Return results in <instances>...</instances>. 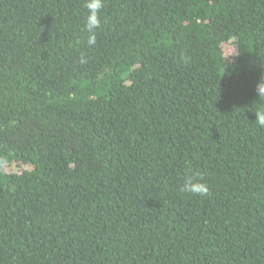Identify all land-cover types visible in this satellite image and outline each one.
Returning <instances> with one entry per match:
<instances>
[{
    "label": "trees",
    "instance_id": "obj_1",
    "mask_svg": "<svg viewBox=\"0 0 264 264\" xmlns=\"http://www.w3.org/2000/svg\"><path fill=\"white\" fill-rule=\"evenodd\" d=\"M87 15L0 0V264H264V0Z\"/></svg>",
    "mask_w": 264,
    "mask_h": 264
},
{
    "label": "clouds",
    "instance_id": "obj_2",
    "mask_svg": "<svg viewBox=\"0 0 264 264\" xmlns=\"http://www.w3.org/2000/svg\"><path fill=\"white\" fill-rule=\"evenodd\" d=\"M85 7L88 10L86 18L85 31L88 33L87 43L95 45L96 43V30L101 26V13L104 7V0H85ZM79 43V41H77ZM84 58H81V63H85ZM256 94L259 99H264V76L261 77L259 83L256 85ZM256 123L260 127H264V110L257 109L255 111ZM182 192L189 194L207 196L209 194V187L206 183L202 182L195 173L187 176L184 185L181 189Z\"/></svg>",
    "mask_w": 264,
    "mask_h": 264
}]
</instances>
